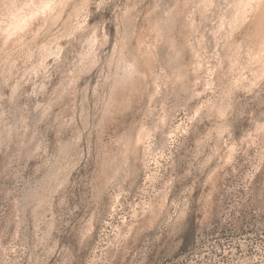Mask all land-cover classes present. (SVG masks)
I'll return each instance as SVG.
<instances>
[{
  "label": "rangeland",
  "instance_id": "obj_1",
  "mask_svg": "<svg viewBox=\"0 0 264 264\" xmlns=\"http://www.w3.org/2000/svg\"><path fill=\"white\" fill-rule=\"evenodd\" d=\"M0 264H264V0H0Z\"/></svg>",
  "mask_w": 264,
  "mask_h": 264
}]
</instances>
